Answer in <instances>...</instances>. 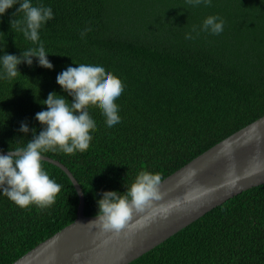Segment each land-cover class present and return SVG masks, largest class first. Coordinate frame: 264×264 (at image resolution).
<instances>
[{"label":"trees","instance_id":"16d2710c","mask_svg":"<svg viewBox=\"0 0 264 264\" xmlns=\"http://www.w3.org/2000/svg\"><path fill=\"white\" fill-rule=\"evenodd\" d=\"M53 9L40 30L49 70L18 65L14 80H0V150L32 138L19 133L49 92L65 95L56 75L83 60L100 61L124 90L115 101L121 122L108 128L90 104L97 127L88 146L44 156L63 164L79 184L83 214L95 216L101 190L124 192L141 170L161 180L264 115V3L211 0L193 8L185 0H33ZM14 6L0 16V50L20 55L33 47L11 26ZM224 20L219 35L200 32L203 20ZM90 28L84 39L80 31ZM195 36V33H192ZM0 51V55L3 54ZM54 53V54H53ZM75 62V63H74ZM42 167L61 184L51 206L20 208L0 196V264H11L76 218L78 195L65 172ZM128 264H264V183L212 208Z\"/></svg>","mask_w":264,"mask_h":264},{"label":"clouds","instance_id":"9594fccd","mask_svg":"<svg viewBox=\"0 0 264 264\" xmlns=\"http://www.w3.org/2000/svg\"><path fill=\"white\" fill-rule=\"evenodd\" d=\"M185 3L196 8L208 6L211 0H185ZM17 5L14 15L22 13V16L11 20V26L34 46L22 51L19 56L0 50L3 52L0 55V80H14L21 74L18 65L24 63L31 67L34 58L39 67L49 70L54 67L48 59L50 52L40 38L41 28L55 19L53 9L42 3L34 5L33 0H0V16ZM224 23L221 17L209 15L199 30L193 28L192 32L185 33L184 38L195 39L200 32L219 35ZM89 31L88 27L81 30L80 38L84 39ZM56 83L70 99L56 91L49 92L46 99L39 101L46 108L34 116L41 125L39 133L34 127L30 128L26 120L21 121L17 131L25 136L31 132L32 138L7 153L0 150V196L7 197L20 208L34 205L38 209H45L51 206L61 184L50 178L42 167L44 154L72 152L88 146L92 135L90 129L97 127L90 104L99 106L106 127L111 128L121 122L119 106L115 101L125 86L102 62L83 60L75 63V66H67L56 75ZM160 182L159 173L141 170L131 184L126 185L124 192L101 190L96 198L97 213L88 224L101 232L119 234L125 228L135 227L130 224L134 215L147 212L144 219L157 213L166 215L170 206L158 207L156 204L162 198Z\"/></svg>","mask_w":264,"mask_h":264},{"label":"water","instance_id":"95a60500","mask_svg":"<svg viewBox=\"0 0 264 264\" xmlns=\"http://www.w3.org/2000/svg\"><path fill=\"white\" fill-rule=\"evenodd\" d=\"M43 161L62 169L72 182L76 218L11 264H128L212 208L264 183V115L161 180L162 198L156 204L170 206L166 215H134L130 224L135 227L119 234L88 224L95 216L83 214V193L73 175L57 160L45 156Z\"/></svg>","mask_w":264,"mask_h":264}]
</instances>
